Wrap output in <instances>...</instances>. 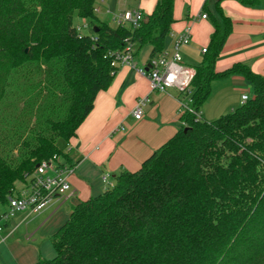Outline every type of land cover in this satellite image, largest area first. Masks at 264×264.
Listing matches in <instances>:
<instances>
[{
	"label": "trees",
	"instance_id": "16d2710c",
	"mask_svg": "<svg viewBox=\"0 0 264 264\" xmlns=\"http://www.w3.org/2000/svg\"><path fill=\"white\" fill-rule=\"evenodd\" d=\"M220 1L190 107L199 114L212 83L232 74L252 96L210 122L183 112L182 129L138 171L72 210L49 239L53 258L37 264H264V76L239 64L215 72L231 28ZM96 2L0 0V206L41 162L68 163L69 141L118 68L110 54L126 39L136 53L149 47L148 61L164 51L174 0H156L135 29L100 21Z\"/></svg>",
	"mask_w": 264,
	"mask_h": 264
},
{
	"label": "crops",
	"instance_id": "0c3cea01",
	"mask_svg": "<svg viewBox=\"0 0 264 264\" xmlns=\"http://www.w3.org/2000/svg\"><path fill=\"white\" fill-rule=\"evenodd\" d=\"M217 1L174 0V22L164 51L170 54L176 38L189 29L190 42L179 49L184 66L195 68L190 64L197 67L202 63L205 56L202 50L208 48L213 33L212 17H215ZM138 2L144 15L150 14L156 4V0ZM204 5L208 13L203 12ZM219 7L231 28L215 60V72L221 74L239 64L264 76V0L253 6L221 0ZM202 14L206 19L200 18ZM144 48L145 55L139 57L142 48L134 56L135 63L141 59L143 69H138L137 64L119 66L112 83L98 93L92 111L69 141L66 164L72 170L68 177L70 192L64 199L53 201L39 215L19 213L8 221L6 231L12 233L0 243V264H37L41 259H51L54 254L50 237L66 224L78 204L103 192L102 175L114 181L123 171H138L145 160L182 129L180 105L186 98L176 90L150 92L143 75L150 48ZM250 92L252 86L240 74L215 80L201 117L210 116L214 110L213 116H217L239 107L241 96H252ZM146 96L150 103L140 120H135L131 111L136 101Z\"/></svg>",
	"mask_w": 264,
	"mask_h": 264
},
{
	"label": "built area",
	"instance_id": "2783aa9c",
	"mask_svg": "<svg viewBox=\"0 0 264 264\" xmlns=\"http://www.w3.org/2000/svg\"><path fill=\"white\" fill-rule=\"evenodd\" d=\"M99 9L95 7L94 13L97 14ZM201 19H206V15L202 14ZM117 26H128L133 29L137 28L139 23L144 20L143 12L140 8L134 11H124L114 19ZM190 42V30L185 29L175 40L172 46V52L167 54L163 51L155 58L148 61L147 71L143 72L148 80L150 92L167 93L168 90H176L181 95H188L186 101L180 105V113L188 112L200 119L191 109V100L189 98L192 80L195 76L194 68L184 66L182 64L179 49L181 46L188 45ZM125 46L120 52L112 53L113 66L119 67L126 65L134 67V56L136 46L124 41ZM205 53V50H202ZM249 100L248 95H242L240 98V106ZM150 103V99L146 97L139 98L131 115L135 120H140L144 109ZM72 170L65 162L53 156L47 161L37 165L32 174L31 182L25 184L23 189L15 192L8 198L4 214L0 216V243H3L12 232L6 231L8 221L16 214L28 213L30 215H39L48 205L55 200H62L70 192L68 177ZM101 181L103 191L114 187V181L108 175H102Z\"/></svg>",
	"mask_w": 264,
	"mask_h": 264
},
{
	"label": "rangeland",
	"instance_id": "374dc122",
	"mask_svg": "<svg viewBox=\"0 0 264 264\" xmlns=\"http://www.w3.org/2000/svg\"><path fill=\"white\" fill-rule=\"evenodd\" d=\"M138 1L139 0H97V2L95 4V7L99 9V12L96 15H97V17H98V19L100 21L108 23L111 27H116L115 21L113 19L116 16H118L120 13L124 12V11L137 10L138 7H139V2ZM84 24H85V22H77V21L74 22V25L76 26L78 31L79 32H83V33L86 30V29H84V26H85ZM146 50H147L146 48L142 49V51L140 52V55H139L140 58H141V56L145 55ZM135 54H136V52H135ZM140 58H138L136 63L134 61V64L138 65L137 66L138 69H143L141 67V64H140L141 63V59ZM190 65L193 66V67H196L195 64H190ZM250 94H252V93L250 92ZM250 97L251 96H249V98ZM209 106H212V103H210ZM207 108H208V106H207ZM202 110L200 111V116L199 117H200V119H202L204 121H207V122L214 121L217 118H219L220 115L222 116V115H225V114L230 112V110H227L226 112H224V113H222L220 115L218 114L217 116H213V114L215 113V110H214L212 113H210V116L208 114L207 116L201 117L202 116L201 115L202 114ZM67 155H68V153H67ZM23 183H25V182H19V181L14 182L13 194L15 192H18V191H20L21 189L24 188L23 187L24 186ZM5 208H6L5 205L4 206H0V212L2 210H4ZM11 240H12V238H10L8 241H11ZM52 257H53V255H52Z\"/></svg>",
	"mask_w": 264,
	"mask_h": 264
},
{
	"label": "water",
	"instance_id": "95a60500",
	"mask_svg": "<svg viewBox=\"0 0 264 264\" xmlns=\"http://www.w3.org/2000/svg\"><path fill=\"white\" fill-rule=\"evenodd\" d=\"M147 70H148V68L146 67V68H145V71H147Z\"/></svg>",
	"mask_w": 264,
	"mask_h": 264
}]
</instances>
